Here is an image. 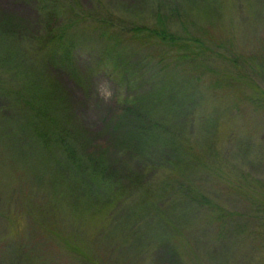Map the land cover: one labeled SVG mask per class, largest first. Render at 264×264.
<instances>
[{
  "label": "rangeland",
  "instance_id": "rangeland-1",
  "mask_svg": "<svg viewBox=\"0 0 264 264\" xmlns=\"http://www.w3.org/2000/svg\"><path fill=\"white\" fill-rule=\"evenodd\" d=\"M39 5L35 0H0V81L6 84L0 86V106L9 109L8 102L12 101L7 86L17 90L22 81L32 79L44 85L48 93L42 90L40 97L51 104L53 100V115L58 110L61 112L58 114L60 122L65 123L70 131L68 141L73 142L76 156H83L86 162L94 158L98 161L107 159L109 163L112 158L108 166L113 169L109 173L114 175L117 190L122 185L126 192L123 198L128 200L115 198L116 201H111L108 192H102L103 198L85 203L79 209V204L76 208L74 204L68 205L61 200V204L57 202L58 215L45 216L44 205H48L56 194L55 189H59L57 184L48 183L54 170L40 161L37 165L27 157L38 150L34 133L18 134L9 126L6 135L15 146L4 142L0 136V238L10 241L7 255H19L21 264H32L40 259L44 261L42 264H264V215L255 211L254 224L248 223L246 229L228 228L221 240L228 248L218 251L214 262L208 252L197 253L196 257L194 253L186 257L174 252L173 260L166 249H159L158 239L167 236L159 218L156 215L150 219L136 218L144 195H172L171 190L168 192L164 188L173 183L168 172L170 168L175 169L176 162L171 159L169 164L153 161L144 167L145 170L150 168L148 173L144 169L141 174L129 171L130 165L127 164H141V159L127 149L119 135L120 129L112 124L104 130L106 124L103 121L106 109L120 114L129 112L127 117L133 119L134 98L143 100V107L150 109L154 94L144 98L143 82L153 85L160 78L164 80V75L166 78L173 76L171 71H181L182 65L170 62L165 55V46L152 42L142 44L139 36H133L135 27L150 26L164 14L171 31L205 39L210 44L196 61L202 63L197 64L198 72L180 74L182 77L176 82L183 91L193 93L190 98L195 114L188 134L189 143L199 150L208 148L212 155L208 156V163L215 160L223 166L217 179L209 174L211 171L202 176L192 172L190 162L184 161V169L190 172L187 180H196L203 190L219 197L230 210L244 213L245 204L228 187L231 185L228 181L232 174L243 170L246 175L254 177V203L260 197L258 194L264 193V105L251 104L241 91L245 90L246 96L251 97L242 82L255 79L254 72L246 71V68L264 42V25L257 27L256 13L257 8L263 7V13L258 16L264 21V0H43V7ZM61 9L67 13L59 15ZM167 9L168 14L163 12ZM75 16H81L83 20L77 22ZM107 16V23L113 26V39L119 40L115 54H120L116 56L121 62L116 60L114 53H104L112 43L105 40L100 29L93 28L105 23ZM69 17L70 23L83 26L79 32L65 27ZM63 28L66 33H59ZM204 30L211 34L210 38L203 36ZM69 44L75 47L74 54L54 62V51L59 49L61 52ZM17 52L18 56L13 54ZM96 57H100V62H96ZM234 57L238 60L235 61L238 67L230 61ZM44 59L46 62H42ZM215 78L221 79V89L213 88ZM105 81L112 92L107 101L97 93V86ZM200 114L204 119L199 122ZM56 125L43 124L49 132ZM23 146L26 154L22 150L16 151ZM48 151L47 160L52 163V146ZM14 178L25 179L33 185L30 194L36 199L32 217L26 221L29 232H18V236H12V229L18 224L14 215L20 207L17 203L13 205L12 201L8 205L7 201L12 189L9 182ZM81 187L79 185V189ZM105 213L111 220L109 225L103 221ZM195 215L190 220V227L195 222ZM129 223L133 224L130 228L135 229V233L124 239V234L130 233L127 229ZM237 223L241 225V220ZM95 230L101 232L93 241ZM51 233L57 236L52 237ZM68 236L78 244H92L91 258L69 253L62 244L65 239H70ZM205 236L208 235H204L208 245L217 244V239ZM110 242L115 250L109 254ZM129 258L132 260L127 262Z\"/></svg>",
  "mask_w": 264,
  "mask_h": 264
},
{
  "label": "trees",
  "instance_id": "trees-1",
  "mask_svg": "<svg viewBox=\"0 0 264 264\" xmlns=\"http://www.w3.org/2000/svg\"><path fill=\"white\" fill-rule=\"evenodd\" d=\"M35 1L40 4L39 7H43V0ZM168 10L169 9L163 12L168 14ZM64 12L67 13V11L61 9L59 15H62ZM256 13L261 15L263 13V7L261 9L257 8ZM258 15L257 27L262 24L264 25V21L259 19ZM76 18H78V21L76 20L77 22L83 20L80 19L82 18L81 16H75V19ZM69 20L70 17L65 27L72 28L78 32L80 31L79 29L83 27L77 26L78 24L74 25L70 23ZM155 21L156 22L150 26L138 25L139 27H135L133 36H139V40L142 44H151L152 42L158 46H165V55H167L170 62L182 65L180 67L182 72L179 70L176 72L171 71L173 76L166 78V75H164V80L160 78V81L158 83L155 81L153 85L152 83L148 85V82L147 84L143 82L141 91L144 98L147 99L150 97L149 95L154 94V100L151 102L150 109H147L143 107V100L134 98L132 103L134 104L135 110L133 111L134 113H131V116H134L133 119L127 117L129 112L120 114V112H109V110L106 109L103 116V121L106 124L104 130L109 128V125L112 124L120 129L121 133L119 135L124 144L128 147L127 149L131 151L132 155L141 159V164L139 162L127 164L130 165L128 167L129 171L132 170L135 174H141L143 169L145 173H148V171L150 172L149 167L148 170H145L144 167H146V164L147 166L148 164L150 165L153 161L164 162V164H169L172 160L176 162V167L174 166L175 169L170 168L168 172L173 183L169 188H164L165 190L168 189V192L171 190L170 193L172 195L168 196L165 194L156 197L144 195L141 199L140 213L136 219L139 220L141 216H143L144 219H150L154 215L159 218L158 222L164 226L165 230L163 232L167 234V236L158 239L159 242H157V244L159 249H166L165 251L168 252L171 259H175L174 252L184 254L186 257L193 253L196 257L197 253L208 252L212 257V262H214L218 251H224L228 248L221 242L228 228L245 227L246 229L248 223L254 224V211L258 212L261 216L264 215V193L258 194L260 197L256 198L257 201L254 203V177L246 175L243 170H240L236 175L232 174L228 181L231 182V185H227L233 190L232 192H235V194L239 196L241 203L245 204V212L240 213L236 210H230L221 203L219 197L203 190V187H201L196 180L193 181L191 178L187 180V177H190V172L184 169V161L191 163L192 172L202 176L203 173L207 174L208 171H211L209 174H211L213 178L215 177V179H217L223 166L222 163L215 162V160L214 163H208L209 161L207 158L208 156L209 158L212 157V155L208 153L207 147V149L199 150L189 143L188 134L191 131V122L194 120L193 113L195 114L194 108L192 107L194 104L190 98V96L193 97V93L190 94L189 90L183 91L177 86L176 82L179 77H182L180 74L185 72L188 74L196 72L198 67L197 64L202 65L201 62L196 61L200 59L210 43L203 38H190L171 31L169 25H166L167 15L165 16L163 14L162 17L158 16ZM83 22L84 21H82V23ZM107 22L108 16L105 18V23L101 22L100 24H96L93 28H95L94 30L100 29L99 31H101V35L105 40L111 41L112 43L109 46V50H104V53L110 54L112 52V54H115L119 49L117 48L119 40L113 39L111 29L113 26ZM64 29L66 28L59 30V33H66ZM71 34L75 35L77 33H70V35ZM203 36L210 38L209 36H211V34L206 33V30H204ZM74 49L75 47L71 44L66 45L61 52L59 49H56L53 54V61L58 62L70 58L74 54ZM259 49L260 51L254 53V57L250 60L251 62L247 64L248 68H246V71L250 70L254 72L255 79L249 82L252 85L247 81L242 82L248 89L251 97L246 96L247 92L245 90H241L244 92L246 99L255 106H259V104L264 105V42L260 45ZM13 54L18 56V52ZM116 55L120 54L118 53L115 54V56ZM95 60L96 62H100V57H96ZM116 60L121 62V58L119 59L117 56ZM230 61L234 67H238V62H235L238 61L236 57L232 58ZM42 62H46V59ZM0 86H6V84L0 81ZM212 86L216 90L221 89L223 86L221 79L215 78ZM7 87L9 89L8 95L12 101L9 100L8 102L9 109L0 106V136L4 138V140H2L4 142L8 141L11 146L13 145L12 142L14 141L6 135V132L9 130L7 127L9 126L16 130L18 134H23L25 131L34 133L36 140H38V150H34V152L27 154V157L33 159L37 165L38 161H40L45 167H51L54 171L51 173L48 183H50V185L57 184L59 186L58 190L55 189L56 194L49 200L48 205H44L43 207L45 216L46 214L52 217L58 215L57 202L61 204V200L65 201L68 205L74 204L76 208L77 204H79L77 208L79 209V207L85 203H93V201L96 202L103 198L102 192H108L111 201H116L115 198L122 201L128 200L127 198H123L126 196V192L122 185H119V189L117 190L114 184V175L109 173L113 169L112 166H108L111 164L110 160H112V158H109V163L107 159L106 161H104L105 159H100V161H98L94 158L93 160L89 158L86 162L83 156H76L73 142L70 140L68 141V138H70V131L65 123L62 124V122H60L58 114H61V112L58 110L56 114L53 115L51 108V106L54 107L53 100L51 104L49 100L43 101L40 97V92L42 90L48 93L44 85L32 79L22 81L17 90L9 86ZM250 90L253 91V93H251ZM22 93L29 97H24ZM11 112L15 114L12 115L10 114ZM20 114H24V116L21 117ZM203 116L202 114L199 115V122L204 119ZM1 117L5 119L7 124L4 123ZM43 124L57 125L52 127V130L49 132ZM123 125L125 126V130H123ZM49 146H52V154L55 158L52 157L54 160L52 163L47 160V155L50 153L48 151ZM18 148L19 149H16V151L22 150L23 153L26 152L25 146H23V148ZM42 150H44V154H42ZM35 156L37 157L36 159L33 158ZM247 176L251 177L250 180ZM117 179L118 178H116V181ZM118 181L119 183L121 182V180ZM163 182L165 181H162V183ZM9 183H11L12 189H10L7 197V201H9L8 205H11L12 201L13 205L17 203L20 207L14 215L15 222L18 224L12 229V236H18V232H29L26 221L32 217V212L36 205L34 201H36V199L30 194V190H33V185H30L27 180H21V178L16 180V178H14ZM79 185H82L80 188L82 190L79 189ZM1 202L2 200L0 199V204ZM106 213L104 214L103 221H106L107 225H109L111 220L106 216ZM194 214H197L195 215V222L190 227L191 224L189 223L192 217L194 218ZM240 220L241 225L237 223V221L240 222ZM131 225L133 224H128L127 229H130V233H125L123 236L124 239L131 233H135V229L133 230L130 228ZM100 232L101 231L97 230L93 232V241L95 239L97 240ZM22 233L19 235L23 236ZM249 234L251 235L252 232H249ZM51 235L52 237L57 236L54 233H51ZM204 235H208L205 236L207 238L212 237L215 240L217 239V244L208 245ZM96 236L98 237L94 238ZM68 238L70 237L68 236ZM9 242L8 238H0V264H15L17 262L21 264L19 255L17 256L15 253L14 256L7 255L11 247ZM62 244L66 246L65 249H67L69 253L74 255L77 254L85 258H91L90 255L93 254L94 247L90 243L85 246L76 243L70 238L65 239ZM27 247L32 248L29 246ZM108 249L110 254V251L113 252L115 250V246H112L110 242L108 244ZM5 252L6 254H4ZM75 258L76 257L73 258L74 261ZM38 259L40 258L38 257ZM131 260L132 258H129L127 262ZM152 261L154 260L152 259ZM39 263L42 264L44 261L40 259L35 263L32 262V264ZM193 264H195V262H193Z\"/></svg>",
  "mask_w": 264,
  "mask_h": 264
},
{
  "label": "clouds",
  "instance_id": "clouds-1",
  "mask_svg": "<svg viewBox=\"0 0 264 264\" xmlns=\"http://www.w3.org/2000/svg\"><path fill=\"white\" fill-rule=\"evenodd\" d=\"M97 93L103 100L107 101L112 96L111 86L106 81L101 82L97 86Z\"/></svg>",
  "mask_w": 264,
  "mask_h": 264
}]
</instances>
